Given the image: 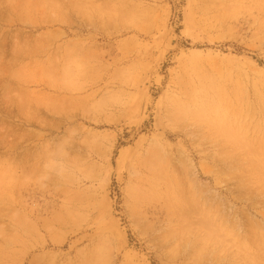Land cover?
Instances as JSON below:
<instances>
[{"label":"rangeland","instance_id":"rangeland-1","mask_svg":"<svg viewBox=\"0 0 264 264\" xmlns=\"http://www.w3.org/2000/svg\"><path fill=\"white\" fill-rule=\"evenodd\" d=\"M0 264H264V0H0Z\"/></svg>","mask_w":264,"mask_h":264},{"label":"bare ground","instance_id":"bare-ground-1","mask_svg":"<svg viewBox=\"0 0 264 264\" xmlns=\"http://www.w3.org/2000/svg\"><path fill=\"white\" fill-rule=\"evenodd\" d=\"M4 89V88H3Z\"/></svg>","mask_w":264,"mask_h":264}]
</instances>
